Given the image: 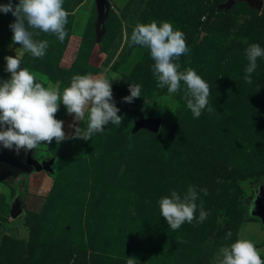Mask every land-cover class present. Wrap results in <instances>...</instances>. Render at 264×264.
I'll return each mask as SVG.
<instances>
[{
	"label": "rangeland",
	"instance_id": "1",
	"mask_svg": "<svg viewBox=\"0 0 264 264\" xmlns=\"http://www.w3.org/2000/svg\"><path fill=\"white\" fill-rule=\"evenodd\" d=\"M260 1L259 9L238 0H64L68 36L60 43L36 35L50 42L43 58L12 42L15 18L0 12V81L10 79L4 58L15 55L61 93L74 75L116 77L110 83L123 117L87 141L19 152L0 145V264H212L219 247L238 239L252 241L264 259V58L253 82L244 80L245 50L264 48ZM153 20L184 33L191 51L179 70L192 68L209 83L215 111L194 118L184 83L175 94L159 88L149 50L128 46L134 26ZM130 84L142 85L131 104L123 102ZM55 118L74 133L63 104ZM142 119L159 120L158 132L134 131ZM87 124L86 111L76 126ZM190 185L196 219L173 231L158 202L172 191L183 197ZM16 201L21 213L13 218ZM200 207L208 216L197 223Z\"/></svg>",
	"mask_w": 264,
	"mask_h": 264
},
{
	"label": "clouds",
	"instance_id": "2",
	"mask_svg": "<svg viewBox=\"0 0 264 264\" xmlns=\"http://www.w3.org/2000/svg\"><path fill=\"white\" fill-rule=\"evenodd\" d=\"M64 0H19L13 5L12 0L0 4V12L11 13L15 18L9 25L13 35L12 42L19 44L23 52L34 58H43L49 47L48 40H37L39 33L54 35L60 43L68 36L66 25L70 13L63 7ZM36 30V31H34ZM129 47L139 46L148 49L154 61L153 74L159 88L167 87L169 94L181 89V82L186 86L184 99L187 108L194 118H199L204 109L209 113L215 111L209 106L210 85L192 68L180 71L178 63L182 55H188L191 49L186 44L185 35L175 30L170 22L155 20L150 23H137L131 32ZM248 66L244 80L251 84V74L257 68L258 58H264V48L253 43L245 50ZM6 71L10 79L0 81V145L5 149L25 151L36 149L42 142L57 144L66 139L90 140L105 131L111 123L119 127L123 117L118 115L120 109L113 100V92L109 79L103 75H74L70 86L61 93L56 87H45L38 82L36 74L28 68L21 67L22 55L7 56ZM142 85L130 84L129 96L123 102L131 104L135 98L141 97ZM63 104L69 115H74L70 128L74 133L66 135L64 122L55 118L60 105ZM88 112L87 127H77L76 123L84 119ZM198 192L195 186H189L181 197L176 191L159 200L160 214L173 230H178L185 222L192 223L196 219ZM208 212L199 209L202 222ZM231 233L226 238H230ZM127 264H136V260L128 258ZM212 264H264L261 250L247 239H238L230 245H223L217 250Z\"/></svg>",
	"mask_w": 264,
	"mask_h": 264
},
{
	"label": "water",
	"instance_id": "3",
	"mask_svg": "<svg viewBox=\"0 0 264 264\" xmlns=\"http://www.w3.org/2000/svg\"><path fill=\"white\" fill-rule=\"evenodd\" d=\"M99 4H103L104 0H98ZM238 1H245L247 2L249 5L251 6H255L257 8H261L263 3L260 0H238ZM234 2L232 1L229 5L233 4ZM229 5H227L226 7H228ZM160 129V121L159 120H147V119H142L140 120V123H137V125L135 126L134 131H139V130H146L148 132L151 133H157L158 130ZM42 168L43 169H48L49 168V164L48 163H43L42 164ZM21 213V209H20V203L18 201H16L14 203V206L12 207V211H11V216L13 218L17 217L19 214ZM259 214L263 217V222H264V209L261 210L259 212Z\"/></svg>",
	"mask_w": 264,
	"mask_h": 264
}]
</instances>
